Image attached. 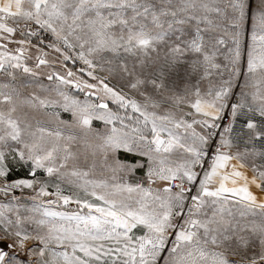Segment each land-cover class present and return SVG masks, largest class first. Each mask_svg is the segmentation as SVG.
<instances>
[{"label":"snow or ice","instance_id":"obj_1","mask_svg":"<svg viewBox=\"0 0 264 264\" xmlns=\"http://www.w3.org/2000/svg\"><path fill=\"white\" fill-rule=\"evenodd\" d=\"M0 264H264V0H0Z\"/></svg>","mask_w":264,"mask_h":264}]
</instances>
